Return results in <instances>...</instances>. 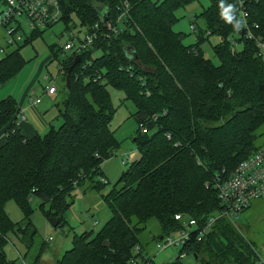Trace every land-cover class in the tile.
<instances>
[{"label":"trees","instance_id":"trees-1","mask_svg":"<svg viewBox=\"0 0 264 264\" xmlns=\"http://www.w3.org/2000/svg\"><path fill=\"white\" fill-rule=\"evenodd\" d=\"M120 1L58 0L61 22L67 28L74 15L79 26L90 30L98 23L101 29L99 15H113ZM191 1L126 0L129 17L120 33L102 29L105 35L98 34L86 49L61 59L60 49L50 46V56L62 66V95L53 101L57 128L49 125L44 134L25 137L14 122L16 102L0 99V264H13L4 253L6 234L26 251L32 245L29 198L47 207L44 216H54L56 227L64 224L71 191L83 178L92 182L100 163L118 147L109 129L114 108L108 87L134 107L138 158L102 196L109 213L103 224L94 233L74 236L53 264H127L132 257L145 264L148 253L138 234L148 220L159 228L153 241L177 229L175 213L200 225L218 209L214 176H227L264 145V55H257L252 38L240 34L238 13L245 11L252 36L264 43V0H208L192 17L195 43L184 44L185 34L171 27L174 12ZM40 32L0 54V85L16 76L24 64L20 48ZM212 36L216 65L199 49ZM8 200L21 211L20 221L6 217ZM194 234L181 249L194 264H264L255 244L224 217L213 221L200 242L193 241ZM45 247L41 242L39 252Z\"/></svg>","mask_w":264,"mask_h":264},{"label":"rangeland","instance_id":"rangeland-1","mask_svg":"<svg viewBox=\"0 0 264 264\" xmlns=\"http://www.w3.org/2000/svg\"><path fill=\"white\" fill-rule=\"evenodd\" d=\"M208 4V0H193L174 12L177 20L171 28L175 32H183L185 34L182 41L184 44L195 43L196 32L190 30V25L193 21L192 17ZM195 24L201 26V21L196 19ZM78 25V19L74 15H70L68 27H78ZM63 28L62 22H57L42 30L29 43L22 45L19 50V54L24 60L22 68L14 78L0 85V99L10 96L17 106L26 108L23 115L27 120V124L33 125L39 135L44 134L47 130L46 128L42 130L40 125H43V123L47 125L51 118H54L51 121L53 128H57L60 124L53 101H50L62 95L61 85L63 84V78L58 74L57 60L50 56L49 48L52 46L53 50L58 52L57 49L67 40ZM71 29L76 33V28ZM216 42L217 39L212 36L199 46L202 56L214 65L218 61L212 52L211 46ZM64 53L69 54L68 51H64ZM61 58H63L62 54L59 53L58 59ZM44 77L47 78L44 79ZM49 79H54L56 83V92L52 96H47L43 93V88L50 82ZM107 91L114 108L109 129L113 132V139L118 143V147L100 163L99 172L92 177V182L100 181L102 183L106 182V184L99 183L98 187L91 188V186H88L92 184L90 179L83 178L81 184H78L71 191L70 198H68L71 202L68 203L62 212L64 224L58 227H51L48 224L47 218L44 216L47 207L40 205L37 199L29 198L30 221L35 229L31 247L26 251L24 245L19 243L14 235L6 234L5 236L7 241L4 246V253L6 259L12 261L13 264H32L31 262L37 254L39 256L35 264H53L57 257L70 248L74 236L88 232L94 233L107 219L109 213L102 196L117 182L127 165L138 158L137 149L132 141L136 131L134 107L131 102L123 100L122 92L111 87H108ZM35 97L42 98V101L35 109H32L28 104ZM35 110H38L40 115ZM52 113H54V116L40 119L42 115L45 118ZM123 159L126 160L125 164L122 163ZM4 213L9 221L13 223L20 221L22 218L21 211L12 200H8L4 204ZM234 222L233 225L241 228L245 239L255 244L259 259L263 263V201H250L249 207L241 212ZM157 233H159L157 222L154 219H150L145 223L144 229L138 234L140 242L144 241L143 247L148 255H153L155 252L151 238ZM41 242H44L46 247L39 252ZM176 253V249H166L162 252H157L153 261L156 264H167L169 256L173 257ZM180 263L194 264L193 260L187 256L180 259Z\"/></svg>","mask_w":264,"mask_h":264},{"label":"built area","instance_id":"built-area-1","mask_svg":"<svg viewBox=\"0 0 264 264\" xmlns=\"http://www.w3.org/2000/svg\"><path fill=\"white\" fill-rule=\"evenodd\" d=\"M104 13L105 11L99 15L101 29L98 23L93 24L90 30L79 25L78 27H71L76 28V33L69 27L63 28V32L67 36V40L59 48L63 58L66 55L64 51L69 53L82 51L92 43L98 34L105 35L101 31L102 29L113 34L120 33L129 17L128 3L126 0H121L115 5L113 15H108L107 11L106 19H103ZM238 13L244 35L246 38L254 40L258 50L257 55H264V43L260 37L252 36L245 23V11L239 8ZM61 15L58 0H3L0 5V54H3L8 48L22 43L31 32L42 31L57 22H61ZM190 30L194 32L192 25H190ZM228 40L232 44L231 47L234 48V40ZM61 69L62 66L57 63V71L60 75ZM46 78L44 77V79ZM54 79H49L50 82L43 88L45 95H52L56 92ZM39 101V97H35L30 100V104L36 105ZM25 119L22 111L19 110L15 115L14 122L18 126ZM140 128V131L144 132V129ZM122 163L125 164L126 160L123 159ZM220 175L214 176L213 181L219 205L218 209L200 225L193 218L183 219L181 214L175 213L173 219L178 223L177 229L153 240L155 252L153 255H147L145 264L155 263L153 261L154 255L166 249H176L177 252L175 256H169L167 264H180V259L185 257V252L181 249L189 241L192 230L195 231L193 241L200 242L203 235L208 232L210 225L218 217H224L234 224L235 218L249 207L250 201L261 200L264 202V145L240 160L227 176L219 177ZM137 250L139 249L136 248L135 251ZM127 264L140 263L132 257Z\"/></svg>","mask_w":264,"mask_h":264},{"label":"crops","instance_id":"crops-1","mask_svg":"<svg viewBox=\"0 0 264 264\" xmlns=\"http://www.w3.org/2000/svg\"><path fill=\"white\" fill-rule=\"evenodd\" d=\"M2 85V84H1ZM53 95V94H52ZM52 95H50V96H52ZM45 96V95H44ZM47 96H49V95H47ZM4 98V97H3ZM2 99V98H1ZM40 99V98H39ZM42 99V98H41ZM40 99V101L36 104V105H31L30 104V102H29V106L30 107H32V109H35L36 108V106L38 105V104H40L41 103V100ZM52 101H54V99H52L50 102H52ZM18 108H19V110H21L22 111V113L24 114V112L26 111V108H23V107H20V106H18ZM36 112H37V114L38 115H40L39 114V111L38 110H35ZM44 115H42L41 117H40V119H47L48 117H52V116H54V113H52V114H50L49 116H47V117H43ZM54 118H51V120L47 123V125L45 124V123H43V125H40L41 126V129L43 130V129H47V127L49 126V125H52L51 124V121L53 120ZM56 119V118H55ZM45 121V120H44ZM19 130H20V132L25 136V137H30V136H33L34 134H38L39 135V132L33 127V125H30V124H27V120L25 119V121L23 122V123H21L20 125H19ZM1 135L3 136V133H1L0 132V142L2 141L1 139H2V137H1Z\"/></svg>","mask_w":264,"mask_h":264},{"label":"water","instance_id":"water-1","mask_svg":"<svg viewBox=\"0 0 264 264\" xmlns=\"http://www.w3.org/2000/svg\"><path fill=\"white\" fill-rule=\"evenodd\" d=\"M106 17H107V11H105V13L103 14V19H106ZM240 34H243V31H241ZM77 60H78V57L75 56L65 71V75H64V85L65 86L68 83V74L71 71L72 67L75 65V63L77 62ZM47 222L51 227H56L58 224V220L54 216L47 217Z\"/></svg>","mask_w":264,"mask_h":264}]
</instances>
